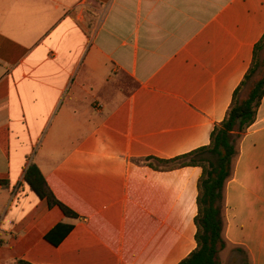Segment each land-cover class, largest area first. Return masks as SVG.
Instances as JSON below:
<instances>
[{"label":"crops","instance_id":"1","mask_svg":"<svg viewBox=\"0 0 264 264\" xmlns=\"http://www.w3.org/2000/svg\"><path fill=\"white\" fill-rule=\"evenodd\" d=\"M263 33L264 0H0V264L184 259L202 169L154 159L210 142ZM30 163L76 216L30 189ZM223 235L263 264L264 95Z\"/></svg>","mask_w":264,"mask_h":264},{"label":"trees","instance_id":"2","mask_svg":"<svg viewBox=\"0 0 264 264\" xmlns=\"http://www.w3.org/2000/svg\"><path fill=\"white\" fill-rule=\"evenodd\" d=\"M263 47L264 33L254 45L250 66L234 91L224 118L212 130L210 142L179 157L169 160L154 159L168 163L169 166L166 168L197 165L202 169L197 181V213L194 219L196 247L178 264H220L219 253L227 246L223 235L226 183L233 175L239 142L243 133L255 121L257 109L264 95V72L259 78L251 81L263 63L260 59ZM245 88L246 93L242 95ZM142 161L148 162L147 159ZM148 164L156 167L151 162ZM24 180L39 198L47 201L49 206L57 205L66 216H76L69 207L55 198L36 164L30 163L26 167ZM71 227V224L58 223L46 234V239L57 245Z\"/></svg>","mask_w":264,"mask_h":264},{"label":"rangeland","instance_id":"3","mask_svg":"<svg viewBox=\"0 0 264 264\" xmlns=\"http://www.w3.org/2000/svg\"><path fill=\"white\" fill-rule=\"evenodd\" d=\"M260 59L262 60L263 63L260 66L259 70L252 77V80H251L252 82L254 80H256L257 78H259L264 72V47L260 52ZM245 93H246V88L242 91V95H245ZM234 164H235V162H234ZM229 218H233L232 213H229ZM219 256H220V264H254L252 259H251V256L249 255L248 249L243 244L227 245L219 253ZM263 264H264V262H263Z\"/></svg>","mask_w":264,"mask_h":264}]
</instances>
